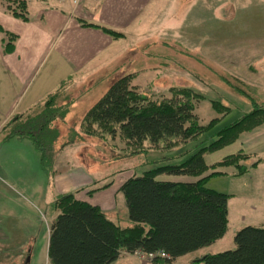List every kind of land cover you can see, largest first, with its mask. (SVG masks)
<instances>
[{
  "label": "rangeland",
  "instance_id": "374dc122",
  "mask_svg": "<svg viewBox=\"0 0 264 264\" xmlns=\"http://www.w3.org/2000/svg\"><path fill=\"white\" fill-rule=\"evenodd\" d=\"M189 1L188 5H184V1L178 3L177 0H173L171 12L173 15L176 14L177 19L165 21L157 18L151 20V30L157 25V31L154 32L156 34L154 37L148 38L151 42L150 45L144 50L143 44L140 47L141 51L136 54L130 51L126 53L120 59V69H118L120 74L117 75L120 78L125 75H134L133 85L142 95L156 101H161L163 97L170 98L172 95L170 91L173 88H188L195 91L201 96L200 101L196 102V115L200 124L207 125L214 119H220L219 123L199 140L183 143L172 138L170 141L161 142L158 147L152 146L147 141L146 151L132 153L119 135L116 137L107 136V141H104L105 137L89 136L83 131H81L82 133L80 131L69 133L63 128L60 131L54 127V124H60L61 121L67 120L70 124L77 125L76 129L79 128L85 114L117 81L115 79L117 78L116 71L109 73L110 75L104 77L98 84L93 85L89 81H84L77 82L68 89H63L58 93V96L54 97L55 107L51 106L53 112L50 113L48 107L45 108L48 99L42 108L32 116L35 118L44 114L45 119L53 120L50 122L51 124L49 123V129L45 128V132L38 136L45 148L44 163L47 166L52 165V159L56 152L60 159L71 157L69 153H73L77 147H80L84 154V143L90 144L89 142L93 141L90 144L92 148L86 151V159L92 163V170L96 174L94 185L103 187L108 183L111 184L108 187L114 188V191L117 192L111 205L105 210L112 216L109 218L122 228L133 225L125 197L118 191L128 179L141 176L143 173L159 167L184 163L201 148L213 142L221 129L250 113L254 109V102L264 106V102H261L264 101V97H260L259 93L257 94L253 90L254 87H258L257 83L260 81L252 83L251 69L249 71L245 65V52H240L238 56L236 54V57L231 55L234 59L230 57L229 52L230 45L238 32L243 31L248 24L245 25L244 18L247 9L252 8L254 13L260 14V3L263 1ZM166 24L169 29L165 27ZM161 25H164L162 31L159 29ZM253 29L259 30V21L257 27H253ZM120 34L122 33L120 32ZM238 40L240 39L236 38L235 41ZM121 46L126 48L129 46V42L122 41ZM202 46H204L203 49ZM136 47H132V50ZM258 59L254 58L253 60L255 62ZM260 74L262 75V73ZM111 82L113 83L111 84ZM262 94L264 95V91ZM74 96L78 99L77 105L68 111V105ZM212 102H220L229 108L230 112L226 115L216 112L212 107ZM50 114L51 116H49ZM47 116L49 117L47 118ZM11 119L5 122V127H1L0 138H6L11 132V128L5 131L6 127L11 124ZM253 131L242 134L232 145L206 155V162L209 165L239 153L250 157L248 165L261 161L259 166L251 168L246 174L240 176L217 175L211 177L206 183L207 188L229 195L228 229L225 236L207 247L206 251H199L200 253L197 251L191 255L183 256L174 264H203L199 261L195 262V259L206 253L215 255L234 250L237 247L235 236L242 228L264 223V211L261 210L262 202L258 200L261 194L260 185L263 182L261 178L264 175V146L259 143L255 135H252ZM255 133L259 135L261 132L255 131L253 134ZM29 142L34 144L32 140ZM69 142L72 143V146L64 149V146ZM15 144L11 142L4 144L0 139L1 164L4 161L3 154L10 153L14 159H17V153L25 151L24 145L18 147ZM75 161L77 162V160ZM222 170L231 172V169ZM158 179L164 181L198 180L194 177L168 175H162ZM36 190L39 194L37 196L35 195ZM45 191L49 192L47 184L43 183L38 186L35 180L17 179L7 173L2 166L0 167V264H50L48 259L49 232L52 224L50 215L52 212L54 216L58 213L49 207V198L44 201L41 197ZM97 197L98 195L95 194L90 199L95 200ZM106 201L108 202V200ZM253 207L257 211H253L251 209ZM20 249L32 253L28 256L25 255L21 262H16L13 259ZM152 260L153 257L143 254L122 255L112 264H151Z\"/></svg>",
  "mask_w": 264,
  "mask_h": 264
},
{
  "label": "trees",
  "instance_id": "16d2710c",
  "mask_svg": "<svg viewBox=\"0 0 264 264\" xmlns=\"http://www.w3.org/2000/svg\"><path fill=\"white\" fill-rule=\"evenodd\" d=\"M0 10L24 22L30 21L27 0H0ZM103 29L114 39L123 37L119 32ZM133 78L134 75H125L115 81L87 112L82 124L86 135H119L132 153H142L147 150V141L154 147L172 138L188 143L199 140L219 123L220 119H214L207 125L200 124L196 102L201 96L195 91L173 88L170 98L156 101L142 95L133 85ZM54 97H49L45 106L50 113L54 111ZM253 104L250 113L221 129L213 142L184 163L159 167L128 179L119 191L125 197L133 223L130 227L122 228L100 207L79 201L73 194L60 196L53 206L59 215L50 227V263L112 264L122 255L140 253L153 255L151 264H174L179 258L222 239L228 229L229 195L207 188L206 183L217 175L246 174L260 161L248 165L250 157L239 153L209 165L206 155L232 145L242 134L264 125V106ZM212 107L222 115L230 112L220 102H212ZM44 117L41 114L25 122L16 118L6 137L31 139L41 151L43 161L45 148L38 136L53 122ZM162 175L198 180H159ZM235 243L236 249L207 255L202 263L264 264V227L242 228Z\"/></svg>",
  "mask_w": 264,
  "mask_h": 264
},
{
  "label": "crops",
  "instance_id": "0c3cea01",
  "mask_svg": "<svg viewBox=\"0 0 264 264\" xmlns=\"http://www.w3.org/2000/svg\"><path fill=\"white\" fill-rule=\"evenodd\" d=\"M27 1L30 18L28 22L0 10V129L12 118L11 124L5 131L12 127L16 118L25 120L34 116L49 97L58 96L63 89H68L77 82L89 81L94 85L109 76V73L116 71L115 75L120 74L118 70L120 59L129 51L133 54L140 52L143 44L146 50L151 43L148 38L156 35L154 32L157 31V25L153 30L150 28L152 19L161 18L166 21L178 18L171 12L173 0H82L78 6H75L72 0L64 3L55 0ZM182 1L185 2L184 5L190 2L177 0L178 3ZM260 1H263L260 3V14L254 13L252 8L247 9L244 18L245 25L248 24L243 31L238 32L230 45L229 52L230 57L245 52V65L249 71L251 69L252 83L260 81L257 83L258 87H254L253 90L259 93L260 97H264L262 94L264 91V0ZM258 21L259 30H254L253 27H257ZM87 23L99 27L87 26L85 25ZM165 27L169 29L167 24ZM103 28L121 32L124 36L114 39ZM163 28L164 25H161L160 31ZM236 38L240 40L235 41ZM122 41L129 42V46L122 48ZM132 47L136 48L132 50ZM254 58L259 59L254 62ZM115 79H120V76L117 75ZM77 100L76 96L71 99L68 111L77 105ZM83 120L77 129V125L70 124L67 120L61 121L65 123L54 124V127L60 131L63 128L69 133L72 131L82 133ZM255 131L261 133L253 134ZM255 131L252 135H255L259 143L264 146V125ZM0 139L4 144L11 142L16 143L18 147L21 145L25 147L24 152L17 153V159H14L10 153L3 154L4 161L3 164L0 163V167L2 166L7 173L17 179L35 180L38 186L47 184L49 192L45 191L41 197L44 201L49 198L48 205L52 211L60 196L73 194L77 200L98 206L108 217L110 216L105 208L111 205L117 192L114 188L108 187L111 185L108 183L103 187L94 185L96 174L92 170V163L86 159V151L92 148L90 144L93 141L89 142L90 144L84 143V154L80 147L69 153L71 157L64 159H60L56 152L52 165L47 166L36 145L30 144L31 139ZM106 139L107 136L104 141H107ZM71 146L72 143L69 142L64 149ZM261 181L263 182L260 185L261 194L258 200L262 202L261 210L264 211V175ZM95 194L98 197L95 200L90 199ZM35 195H39L38 190ZM251 209L257 211L255 207ZM58 215L59 213L56 216L51 213V223ZM258 226L264 227V223ZM206 250L207 247L199 251ZM199 251L196 252L200 253ZM31 253L20 249L17 256L12 259L21 262L25 255ZM207 255L213 254H203L200 258H196L195 262H202Z\"/></svg>",
  "mask_w": 264,
  "mask_h": 264
},
{
  "label": "built area",
  "instance_id": "2783aa9c",
  "mask_svg": "<svg viewBox=\"0 0 264 264\" xmlns=\"http://www.w3.org/2000/svg\"><path fill=\"white\" fill-rule=\"evenodd\" d=\"M55 1H57V2H59V3H64V2H66L67 0H55ZM72 1H73V4H74L75 6H78V5L82 2V0H72ZM138 254H140V253H138ZM149 257H153V258H154L153 255H149Z\"/></svg>",
  "mask_w": 264,
  "mask_h": 264
}]
</instances>
